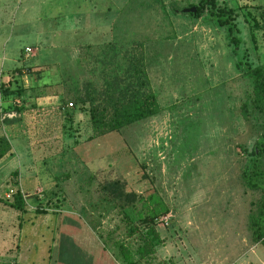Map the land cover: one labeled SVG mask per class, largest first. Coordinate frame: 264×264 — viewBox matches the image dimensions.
<instances>
[{
	"label": "rangeland",
	"instance_id": "rangeland-1",
	"mask_svg": "<svg viewBox=\"0 0 264 264\" xmlns=\"http://www.w3.org/2000/svg\"><path fill=\"white\" fill-rule=\"evenodd\" d=\"M159 1L0 0V84L9 91L16 67L30 69L10 92L37 99L0 127L11 150L0 161V198L36 187L21 216L0 204V264H124L123 255L136 264H264L249 227L260 194L240 180L264 124L242 68L264 63V0H214L235 12V56L207 16L168 7L198 0ZM132 41L142 43L159 112L88 141L86 117L67 124L59 102L84 82L98 89L103 73L118 70L100 64L112 55L107 45L117 52ZM258 162L264 169V155ZM113 182L137 195L135 212L157 217L126 225Z\"/></svg>",
	"mask_w": 264,
	"mask_h": 264
},
{
	"label": "trees",
	"instance_id": "trees-1",
	"mask_svg": "<svg viewBox=\"0 0 264 264\" xmlns=\"http://www.w3.org/2000/svg\"><path fill=\"white\" fill-rule=\"evenodd\" d=\"M159 5L161 2L157 0ZM169 10L172 14L182 13V9L194 7V13H187L192 18H200L205 15L218 27L224 29L228 40V45L232 46L231 53L236 54V49L241 40L238 37V29L235 25V12L231 8L217 5L214 0H198L196 5L186 4L178 7L174 1L169 2ZM259 16L264 24V12ZM252 29H260V25L252 20ZM252 38V36H250ZM112 52L111 56H104L100 60L103 66H110L112 63L118 69L103 73L101 86L97 89L92 82H84L78 93L72 98V102H59L58 108L63 115V120L67 124H72L76 113L86 117L90 134L86 140L90 141L110 132H118L140 120L150 118L159 112V106L155 96L150 89L148 77L145 70V59L142 43L132 41L128 48L119 49L116 52L113 43L107 45ZM118 58L120 64L114 59ZM113 61V62H112ZM239 65V62H236ZM243 75L249 80L251 92L249 105L255 111L261 112L264 119V63L255 66L242 64ZM27 73L31 72L26 69ZM0 91L6 99L9 92L7 86L0 84ZM15 94H19L18 92ZM70 104V106H67ZM240 113L243 117L247 115V105L242 103ZM12 122L14 119H11ZM5 120L4 124L7 121ZM69 127V126H68ZM10 150V144L4 135H0V159ZM264 155V124L260 137L253 143L247 154V161L240 173L242 184L251 191L259 192L260 196L256 203L254 215L249 217V227L251 230V240L264 250V169L259 165L258 159ZM109 194L116 200L120 216L126 225L133 226V223H144L152 221L157 214L142 217L133 210V203L137 199L134 193H124L117 182L111 183L108 187ZM150 196V195H149ZM0 204L9 207L18 214H23L24 203L18 190L10 199H1ZM135 228V227H134ZM124 264H136L129 255H123Z\"/></svg>",
	"mask_w": 264,
	"mask_h": 264
},
{
	"label": "crops",
	"instance_id": "crops-1",
	"mask_svg": "<svg viewBox=\"0 0 264 264\" xmlns=\"http://www.w3.org/2000/svg\"><path fill=\"white\" fill-rule=\"evenodd\" d=\"M51 35H52V37H55V33L54 32H52L51 33ZM96 44H98V43H96ZM86 45H89V44H86ZM82 46V45H81ZM24 48H26V47H24ZM23 48V49H24ZM22 52H23V50H22ZM23 55H22V59L24 60V59H26L28 56H29V54L27 55V56H25L24 55V53H22ZM16 68H18V70H16V75H18V78L17 77H13L12 79H11V81H12V86L14 87V86H20L18 83H20V82H27L26 80H27V71H26V69H23L22 68V66H19V67H16ZM23 72H25V73H23ZM25 78V80H23L24 78ZM18 80H20V81H18ZM13 87H9V91H8V94H9V92L10 91H12L14 88ZM16 89V88H15ZM19 89H21L22 90V87H19ZM31 92L29 91V90H27V91H25V90H23V92H21L20 94H15V93H13V94H9V97H7L6 98V100H8L9 98H11L12 96L14 97H19L20 99H21V104H20V107L19 108H17L16 109V114H17V116L14 118V121L12 122V120H11V122H9V121H7V123H5L4 124V126H3V129H5V128H10V127H13L14 125H16L19 121H20V118L22 117V115H23V108H27L26 106H24V104H25V102L27 101V102H29V103H31L30 104V106H33L34 105V103L32 102V101H36L37 99H36V97H34V96H29V94H30ZM20 108H22V109H20ZM58 111H60L59 110V108H58ZM15 141V140H14ZM9 152H11V150H9ZM7 156V154H5L1 159H0V161L3 159V158H5ZM17 178H14V179H19V174L16 176ZM14 181V180H13ZM18 181V180H17ZM28 183V182H27ZM36 189V187H34L33 188V190H35ZM33 190H31L30 188H27L26 187V192H23L24 193V196L25 197H31V196H33V194H34V191ZM24 209H26V207L24 208ZM18 214V213H17ZM22 214H18L17 216H21Z\"/></svg>",
	"mask_w": 264,
	"mask_h": 264
},
{
	"label": "built area",
	"instance_id": "built-area-1",
	"mask_svg": "<svg viewBox=\"0 0 264 264\" xmlns=\"http://www.w3.org/2000/svg\"><path fill=\"white\" fill-rule=\"evenodd\" d=\"M23 53L25 56L30 53V49L24 48ZM21 99L19 97H11L8 100H6L3 97V93L0 91V127L2 128L4 126L5 120H11L14 119L17 116L16 109L20 107ZM67 106H70V104H67ZM15 190L12 188H9L5 194V198H10L14 194ZM24 199V195H21Z\"/></svg>",
	"mask_w": 264,
	"mask_h": 264
},
{
	"label": "water",
	"instance_id": "water-1",
	"mask_svg": "<svg viewBox=\"0 0 264 264\" xmlns=\"http://www.w3.org/2000/svg\"><path fill=\"white\" fill-rule=\"evenodd\" d=\"M194 12H195L194 7H188V8L182 9V13H194Z\"/></svg>",
	"mask_w": 264,
	"mask_h": 264
}]
</instances>
